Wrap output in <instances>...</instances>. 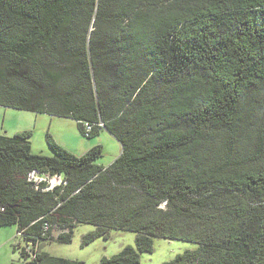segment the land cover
I'll list each match as a JSON object with an SVG mask.
<instances>
[{
    "label": "trees",
    "instance_id": "obj_1",
    "mask_svg": "<svg viewBox=\"0 0 264 264\" xmlns=\"http://www.w3.org/2000/svg\"><path fill=\"white\" fill-rule=\"evenodd\" d=\"M0 105L121 147L103 165L101 144L0 134V225L31 263L85 264L40 244L88 223L82 245L135 233L98 264H139L154 237L196 244L160 264H264V0H0Z\"/></svg>",
    "mask_w": 264,
    "mask_h": 264
},
{
    "label": "rangeland",
    "instance_id": "obj_2",
    "mask_svg": "<svg viewBox=\"0 0 264 264\" xmlns=\"http://www.w3.org/2000/svg\"><path fill=\"white\" fill-rule=\"evenodd\" d=\"M20 130L31 132V151L35 153L53 155L47 144V134L75 154H81L83 150L78 144L75 145L74 141L89 143L88 147L101 144L102 154L95 159L98 164H108L121 151L119 142L105 129L87 137L79 131L76 121L69 117L0 105V134L13 135ZM57 180L58 177H52L51 184H55ZM93 229L91 224L79 223L74 228L70 242L43 241L40 244L41 249L52 255L81 260L85 264H98L103 255L110 256L126 244H135L134 232L111 228L108 237L98 236L82 245V236ZM26 246L27 241L17 233L15 224L0 225V264H33L30 262V256L21 254V248ZM195 246L196 244L190 241L154 237L153 250L141 252L139 264H160Z\"/></svg>",
    "mask_w": 264,
    "mask_h": 264
},
{
    "label": "built area",
    "instance_id": "obj_3",
    "mask_svg": "<svg viewBox=\"0 0 264 264\" xmlns=\"http://www.w3.org/2000/svg\"><path fill=\"white\" fill-rule=\"evenodd\" d=\"M83 124H84V128H85L86 131H88V130L91 128V124H89L88 122L85 121ZM29 175H30V177H31L32 179H34V180H36V181H39V180L42 179V177L38 176L34 171L30 172ZM53 177H58L57 182L60 181V177H59V176H53ZM51 178H52V177H51ZM51 178H50V179H51ZM50 179H49V181H50ZM51 183H52V182L50 181V184H51ZM51 185H53V184H51Z\"/></svg>",
    "mask_w": 264,
    "mask_h": 264
},
{
    "label": "crops",
    "instance_id": "obj_4",
    "mask_svg": "<svg viewBox=\"0 0 264 264\" xmlns=\"http://www.w3.org/2000/svg\"><path fill=\"white\" fill-rule=\"evenodd\" d=\"M74 144L75 145H77V146H79L82 150H83V152H84V150H86L87 148H89L88 146H89V143L88 144H85V143H83V144H81V142H79V143H75V141H74ZM80 149V150H81Z\"/></svg>",
    "mask_w": 264,
    "mask_h": 264
}]
</instances>
